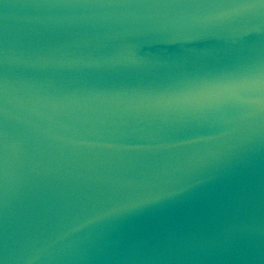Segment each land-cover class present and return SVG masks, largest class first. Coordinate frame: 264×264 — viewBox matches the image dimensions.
I'll return each mask as SVG.
<instances>
[{"label": "water", "instance_id": "obj_1", "mask_svg": "<svg viewBox=\"0 0 264 264\" xmlns=\"http://www.w3.org/2000/svg\"><path fill=\"white\" fill-rule=\"evenodd\" d=\"M0 264H264V0H0Z\"/></svg>", "mask_w": 264, "mask_h": 264}]
</instances>
